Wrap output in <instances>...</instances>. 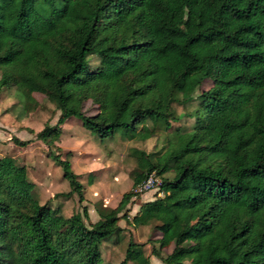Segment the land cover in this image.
<instances>
[{
	"label": "trees",
	"instance_id": "1",
	"mask_svg": "<svg viewBox=\"0 0 264 264\" xmlns=\"http://www.w3.org/2000/svg\"><path fill=\"white\" fill-rule=\"evenodd\" d=\"M0 67V95L16 87L23 104L39 94L60 112L36 139L70 183L56 197L81 203V177L56 146L66 121L144 142L149 121L168 132L183 117L174 106L196 104L191 130L157 153L133 150L132 190L117 208L100 206L94 224L86 207L66 218L42 204L27 168L0 159V264H103L104 243L154 173L163 197L134 224H156L160 250L172 248L153 250L164 264H264V0H0ZM90 101L96 115L84 111ZM130 263L151 264L133 240Z\"/></svg>",
	"mask_w": 264,
	"mask_h": 264
},
{
	"label": "rangeland",
	"instance_id": "2",
	"mask_svg": "<svg viewBox=\"0 0 264 264\" xmlns=\"http://www.w3.org/2000/svg\"><path fill=\"white\" fill-rule=\"evenodd\" d=\"M8 68V67H7ZM9 69V68H8ZM3 67H0V78ZM212 83L207 81L203 90L207 91ZM35 101L28 104L22 103V98L16 87L4 90L0 95V159L13 158L19 166H25L30 180L35 184L34 194L42 204H49L50 208L58 209L61 214L69 218L81 212L83 207L89 211L90 224L100 220L98 208L105 206L115 209L119 205L123 195L132 190L133 180L131 174L137 168L136 159L132 155L133 150H142L146 153H157L162 150L167 139L172 138L179 129L191 130L195 119V103L180 106L175 105L176 114L182 118L173 123V129L166 130L164 122H148V127L153 131L146 141L127 142L123 140L122 129L115 135L106 139H100L96 135L81 127L79 119L68 120L62 129L64 136L56 146L61 148L64 160H69L74 173L81 177V183L85 189L83 203L79 196L74 195L70 199L56 195L68 194L71 191L70 183L64 179L62 168L56 166L50 158L49 148L36 139V134L42 131L46 125L55 126L60 117L56 106L51 104L43 95H35ZM84 111L89 115H96V107L90 101L86 103ZM76 124L73 125L72 123ZM87 131V132H86ZM19 138L21 141H32L27 147L14 144L12 139ZM71 153L72 156H67ZM87 163V164H86ZM85 164L88 166L86 168ZM162 183V178L154 173ZM170 176V175H167ZM160 187L133 199L128 211L122 213L123 217L119 226L123 229L105 242L102 248L103 264H121L126 256V250L130 240L143 244L146 256L150 257L151 264H164L163 261L153 254L155 249L160 256L167 257L172 248L160 250L158 241L162 235L156 224L148 226H136L134 218L138 215L143 201H153L163 197ZM133 264V263H130Z\"/></svg>",
	"mask_w": 264,
	"mask_h": 264
},
{
	"label": "built area",
	"instance_id": "3",
	"mask_svg": "<svg viewBox=\"0 0 264 264\" xmlns=\"http://www.w3.org/2000/svg\"><path fill=\"white\" fill-rule=\"evenodd\" d=\"M161 186V180L154 174H151L145 181L136 187L134 193L138 196H142L157 189Z\"/></svg>",
	"mask_w": 264,
	"mask_h": 264
},
{
	"label": "crops",
	"instance_id": "4",
	"mask_svg": "<svg viewBox=\"0 0 264 264\" xmlns=\"http://www.w3.org/2000/svg\"><path fill=\"white\" fill-rule=\"evenodd\" d=\"M7 89V88H6ZM5 90V89H4ZM4 90H3V92H4ZM2 92V93H3ZM34 98H36V97H34ZM69 120H74V118H71V119H69ZM79 122H81L80 120H79ZM66 123H67V121H66ZM65 123V124H66ZM64 124V125H65ZM73 125H75L76 123L75 122H73L72 123ZM81 124H82V122H81ZM77 125V124H76ZM81 127H83V124L81 125ZM87 132V131H86ZM63 134H65V129L63 130V132H62V137L64 136ZM91 134V136L93 135L92 133H90ZM2 159V158H1ZM87 164V163H86ZM85 164V166H86V168H88V166ZM132 188H133V184H132ZM145 197H147V195H144V196H142V198H145ZM146 202H149V201H143V203H146ZM118 207V206H117ZM114 209V208H113Z\"/></svg>",
	"mask_w": 264,
	"mask_h": 264
}]
</instances>
